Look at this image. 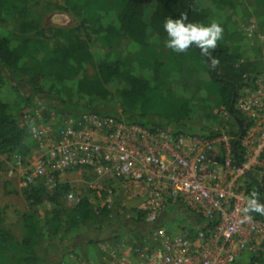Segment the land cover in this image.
Wrapping results in <instances>:
<instances>
[{"label": "trees", "instance_id": "16d2710c", "mask_svg": "<svg viewBox=\"0 0 264 264\" xmlns=\"http://www.w3.org/2000/svg\"><path fill=\"white\" fill-rule=\"evenodd\" d=\"M27 1L0 0L3 15H12L22 31H34V36L23 40L0 37V72L4 83L0 94V154L24 151L26 128L20 118L36 106L40 97L49 100L60 114H105L152 131L207 138L216 137L220 131L207 130L201 127V122L224 117L226 112L235 126L229 131L231 145L247 127L246 118L235 108L236 94L263 72L264 66L239 61L248 45L237 29L228 26L229 15L219 13L229 0H98L108 1L107 11L94 10L88 3L90 0L73 4L66 0L80 15L81 25L90 24V31L83 37L75 29L40 28L37 20L24 19ZM254 11L264 15V8L256 7ZM183 16L187 17L185 24L208 27L215 22L223 29L216 48L209 49L210 57L193 43L185 52L177 53L168 48L166 62L153 58L149 68H142L132 63L129 54L112 49L124 35L148 53L161 41L169 39L165 21ZM92 34H96V38L93 39ZM50 36L54 38L52 44L46 40ZM96 40L101 43L97 44ZM103 47L108 50H102ZM212 59L218 64L213 66ZM188 63L200 69L201 84L191 82L186 76L184 67ZM87 65L93 67L94 74H87ZM50 83L57 86L58 92L49 89ZM204 86L214 102L205 95ZM154 103L160 110L149 113ZM115 105L121 110L117 111ZM239 144L238 141L237 149ZM236 157L237 161L242 160L239 152ZM263 182L258 171L249 172L244 178L246 190L250 194L256 192L261 204H264ZM42 190L30 185L20 193L25 199L36 201L41 199ZM49 199L52 205L48 221L56 229L82 225L93 216L94 209L86 197L70 210L58 202L57 196ZM251 213L256 219L264 218L254 211ZM140 217L142 212H138L136 221L139 222ZM22 222L25 236L19 245L24 253L23 263L33 264L41 257L44 264H64L68 254H76L78 245L69 243L58 248L55 239L42 241L41 253L37 254L33 245L40 241L39 224L30 213L23 215ZM121 227L118 223L107 231L121 234L124 232ZM8 239L7 232L0 228V250ZM249 264H264L260 253L251 256Z\"/></svg>", "mask_w": 264, "mask_h": 264}, {"label": "built area", "instance_id": "2783aa9c", "mask_svg": "<svg viewBox=\"0 0 264 264\" xmlns=\"http://www.w3.org/2000/svg\"><path fill=\"white\" fill-rule=\"evenodd\" d=\"M235 108L248 125L234 145L223 130L213 138L176 135L105 114L51 118L29 108L20 118L27 146L7 153L5 175L22 189L79 171L103 208L119 189L139 199L140 242L101 247L100 260L89 264H235L264 242V218L250 212L245 220L242 211L251 196L245 176L258 171L264 180V71L239 89ZM83 198L73 186L66 193L72 207ZM174 212L192 217L193 226L169 228L165 218Z\"/></svg>", "mask_w": 264, "mask_h": 264}, {"label": "rangeland", "instance_id": "374dc122", "mask_svg": "<svg viewBox=\"0 0 264 264\" xmlns=\"http://www.w3.org/2000/svg\"><path fill=\"white\" fill-rule=\"evenodd\" d=\"M72 3H79L82 0H71ZM224 8L219 10L222 16L230 17L228 26L231 29H237L247 43V47L242 52L239 61H253L258 66H264V15L255 13L256 7L264 8V0H229ZM94 10L107 11L108 1L90 0ZM25 18L35 19L39 23L40 28H63L75 29L78 34L83 37L85 33L90 31V24L81 25L80 15L75 12L66 0H28L25 3ZM34 36V31L24 32L20 29L19 23L12 15H3L0 10V37H6L12 40H23ZM93 39L96 34H92ZM49 44L54 42L53 37L46 38ZM98 41V42H97ZM166 41L163 40L155 46L150 52L140 50L138 46L128 37L121 36L117 43L113 45V50L121 53L129 54L133 64L142 68H149L153 58L166 62L168 47ZM97 44L101 42L96 40ZM102 50H108L103 47ZM88 75L95 73L92 66H86ZM184 72L191 82L201 84V72L197 65L186 64ZM165 69L163 71V75ZM50 90H57V86L53 83L48 85ZM4 89L3 77L0 72V94ZM207 97L213 100L212 94L208 93L207 87H203ZM35 108L44 117H54L59 112L53 107L49 100L41 98L37 99ZM117 111L121 108L115 105ZM160 109L155 103L149 107V113H155ZM65 115L77 116L74 113ZM201 127L207 130L232 131L235 129L233 120L228 117H220L218 119L202 121ZM25 142L24 147L27 146ZM8 154H0V228L7 232L8 241L0 250V264H25L23 263L24 253L19 242L25 236V228L22 222L23 215L30 213L34 216L39 224L40 241L33 245L37 254L41 253V242L48 239L56 240V247L60 248L65 244L75 245L77 247L75 255H67L64 264H89L93 257L100 260V248L112 245H119L121 242H140L143 234V228L136 217L138 214L137 205L139 199L132 194L119 189V194L113 198V202L109 208L102 207L101 203L96 200L90 191L87 183V175L79 171H65L61 173H51L40 179L35 186L42 187L40 200H27L20 191L15 179H7L5 172L8 167ZM7 156V157H6ZM11 187V189L5 187ZM77 189L90 202L94 209L93 216L84 221L82 225L68 227L64 225L59 229L52 227L48 221L51 210V201L49 197L57 196L58 202L63 205L66 210L72 209V205L66 200V193L70 187ZM103 209V210H102ZM67 215V211H64ZM194 219L184 213H170L165 218V223L169 228L175 231L185 230L193 226ZM121 223L124 229L123 234H112L107 231L111 225ZM91 234L93 236L91 237ZM141 235V236H140ZM140 236V237H138ZM95 239V240H92ZM260 253V257L264 260V242L259 245L258 249L253 252L243 254L235 264H249L251 256ZM55 260V257L52 256ZM33 264H44L43 259H38Z\"/></svg>", "mask_w": 264, "mask_h": 264}, {"label": "clouds", "instance_id": "9594fccd", "mask_svg": "<svg viewBox=\"0 0 264 264\" xmlns=\"http://www.w3.org/2000/svg\"><path fill=\"white\" fill-rule=\"evenodd\" d=\"M186 19L187 17L183 16L180 19L173 20L169 18L165 21L164 28L169 37L166 41V47L179 53L185 52L195 43L202 54L210 57L209 49L214 50L216 48L217 41L222 38L223 29L215 22L208 27L195 23L185 24L184 21ZM216 64H218V61L212 59V65L215 66ZM242 211L245 213V220L251 219L247 214L253 211L264 215V204L258 201V194L256 192L251 193L246 207Z\"/></svg>", "mask_w": 264, "mask_h": 264}, {"label": "crops", "instance_id": "0c3cea01", "mask_svg": "<svg viewBox=\"0 0 264 264\" xmlns=\"http://www.w3.org/2000/svg\"><path fill=\"white\" fill-rule=\"evenodd\" d=\"M121 234H123V233H121ZM120 245H130V243H128V242H121V243H119V246Z\"/></svg>", "mask_w": 264, "mask_h": 264}, {"label": "water", "instance_id": "95a60500", "mask_svg": "<svg viewBox=\"0 0 264 264\" xmlns=\"http://www.w3.org/2000/svg\"><path fill=\"white\" fill-rule=\"evenodd\" d=\"M239 125H241V122H239ZM235 143H236V142H235ZM235 143H234V144H235Z\"/></svg>", "mask_w": 264, "mask_h": 264}]
</instances>
